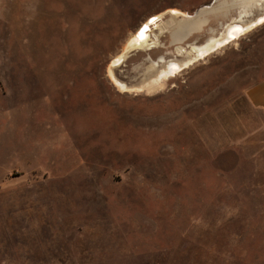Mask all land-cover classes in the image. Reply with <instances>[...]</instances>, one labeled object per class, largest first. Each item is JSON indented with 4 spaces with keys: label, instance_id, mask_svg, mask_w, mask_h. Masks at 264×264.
Returning a JSON list of instances; mask_svg holds the SVG:
<instances>
[{
    "label": "rangeland",
    "instance_id": "1",
    "mask_svg": "<svg viewBox=\"0 0 264 264\" xmlns=\"http://www.w3.org/2000/svg\"><path fill=\"white\" fill-rule=\"evenodd\" d=\"M211 1L0 0V264H264V113L246 98L264 23L156 93L108 76L147 18ZM160 40L114 76L172 60Z\"/></svg>",
    "mask_w": 264,
    "mask_h": 264
},
{
    "label": "bare ground",
    "instance_id": "2",
    "mask_svg": "<svg viewBox=\"0 0 264 264\" xmlns=\"http://www.w3.org/2000/svg\"><path fill=\"white\" fill-rule=\"evenodd\" d=\"M231 8L238 9V16L232 17L224 25L220 34L210 36L203 42L205 37L202 43L186 44L187 39L191 35L200 34L203 31L208 15H225ZM254 11H260V14L254 17ZM195 13L194 15H187L178 10L169 9L165 13L153 15L142 22L129 37L122 52L111 61L108 76L114 85L119 90L121 89L128 93L150 95L160 91L170 76L177 75L176 72H181V70L188 68L197 60L204 59L213 52L222 49L229 42H234L238 34L247 33L258 25L263 24L264 0H217L211 6L201 8L199 16H196ZM165 15L169 19H165ZM249 16L252 18L248 19ZM165 33L169 35L173 54H177L172 60L160 57L159 62H157L159 64L151 62L146 67L143 79L135 86H128L114 76L112 68L119 66L130 51L163 47L160 38Z\"/></svg>",
    "mask_w": 264,
    "mask_h": 264
},
{
    "label": "crops",
    "instance_id": "3",
    "mask_svg": "<svg viewBox=\"0 0 264 264\" xmlns=\"http://www.w3.org/2000/svg\"><path fill=\"white\" fill-rule=\"evenodd\" d=\"M246 98L253 107L264 113V80L249 87L246 91Z\"/></svg>",
    "mask_w": 264,
    "mask_h": 264
},
{
    "label": "flooded vegetation",
    "instance_id": "4",
    "mask_svg": "<svg viewBox=\"0 0 264 264\" xmlns=\"http://www.w3.org/2000/svg\"><path fill=\"white\" fill-rule=\"evenodd\" d=\"M212 3H214V0L210 2V5ZM230 10L234 12V15L238 16V9L237 8H231Z\"/></svg>",
    "mask_w": 264,
    "mask_h": 264
},
{
    "label": "water",
    "instance_id": "5",
    "mask_svg": "<svg viewBox=\"0 0 264 264\" xmlns=\"http://www.w3.org/2000/svg\"><path fill=\"white\" fill-rule=\"evenodd\" d=\"M200 11H201V9H198L197 11H196V13H195V15L196 16H199L200 15ZM194 15V14H193ZM166 16V15H165ZM167 19H169V17H167ZM181 19V18H180ZM208 19V18H207ZM187 20V19H186ZM205 26V25H204ZM203 26V27H204ZM124 60V59H123Z\"/></svg>",
    "mask_w": 264,
    "mask_h": 264
}]
</instances>
